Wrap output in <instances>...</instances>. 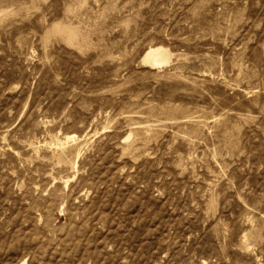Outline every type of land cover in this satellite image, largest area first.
Listing matches in <instances>:
<instances>
[{
	"label": "rangeland",
	"instance_id": "obj_1",
	"mask_svg": "<svg viewBox=\"0 0 264 264\" xmlns=\"http://www.w3.org/2000/svg\"><path fill=\"white\" fill-rule=\"evenodd\" d=\"M23 261L264 264V0H0V264Z\"/></svg>",
	"mask_w": 264,
	"mask_h": 264
},
{
	"label": "bare ground",
	"instance_id": "obj_2",
	"mask_svg": "<svg viewBox=\"0 0 264 264\" xmlns=\"http://www.w3.org/2000/svg\"><path fill=\"white\" fill-rule=\"evenodd\" d=\"M173 54L163 47L150 48L144 58L143 62L152 68H161L168 65L172 60ZM74 137V136H73ZM21 264H26L23 261Z\"/></svg>",
	"mask_w": 264,
	"mask_h": 264
}]
</instances>
